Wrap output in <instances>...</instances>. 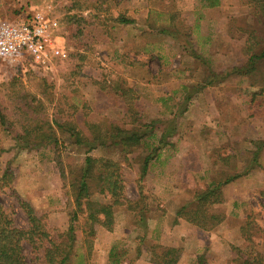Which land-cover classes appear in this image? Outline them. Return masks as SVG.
Instances as JSON below:
<instances>
[{"label": "rangeland", "instance_id": "rangeland-1", "mask_svg": "<svg viewBox=\"0 0 264 264\" xmlns=\"http://www.w3.org/2000/svg\"><path fill=\"white\" fill-rule=\"evenodd\" d=\"M215 1L0 0V17L5 18L30 17L36 8L50 5L51 16L61 27L59 42L68 52L67 59H55L52 69L46 71L32 67L23 57L11 62L0 60V103L13 118L25 119L16 105H24L26 96L28 102L34 97L43 102L42 111L49 120L72 121L86 135L106 129L113 122L134 127L123 99L107 87L109 81L115 84L119 77L135 91L134 110L145 122L157 121L154 136L144 139L127 160L115 146L91 151L95 157L120 163L125 193L134 203L115 207L113 229L96 226L91 248L84 241L85 220L81 215L76 248L82 257L74 258L73 264L84 257L87 264H139L138 251L142 252L140 259L144 258L156 243L152 238L163 245L181 247L179 264H192L199 252L207 254L209 264H239L233 246L242 245L248 236L255 243L249 252L258 253L264 261V59L249 75H231L206 84L212 72L223 73L247 63L252 53L247 52L249 45H254L256 52L264 47V0ZM119 14L134 19V23L114 22ZM72 15L95 24H85V34L77 38L76 30L69 29ZM194 86H202V93H194ZM188 91L192 96L186 102ZM211 124L225 127L218 133H223L225 146L214 147V151L209 142ZM163 133L169 145L158 152L163 157L151 162L141 180L143 158ZM58 136L65 144L20 150L11 134L0 131V150L5 148L0 153V175L8 163L14 171L11 187L1 194L5 207L17 226L26 228L27 219L18 198L28 200L56 236L69 228V214L75 209L70 183L84 158L82 150L70 149L68 132H59ZM258 145L263 147L258 153L259 162L253 164L254 173L236 183L234 180L227 189L226 204L219 208L225 219L229 216L223 221L230 229L224 230L223 225L215 226L210 234L197 227L196 234L188 228L174 232L172 226L179 221L173 216L177 208L160 207L167 188L174 183L175 188L187 189L196 180L203 182L213 158L217 180L243 172L252 166ZM172 149L180 157L170 155ZM188 165L202 166L196 177L182 173ZM220 166L225 171H220ZM72 169L74 173H70ZM95 184L93 181L92 188ZM140 191L145 195L143 199ZM93 199L110 201L97 195ZM144 205L146 211H141ZM166 214L169 217L163 225L161 216ZM141 218L146 229L140 226ZM194 235L201 244L193 241ZM110 245L114 249L107 259L104 252ZM29 250L27 247L28 256Z\"/></svg>", "mask_w": 264, "mask_h": 264}, {"label": "trees", "instance_id": "trees-1", "mask_svg": "<svg viewBox=\"0 0 264 264\" xmlns=\"http://www.w3.org/2000/svg\"><path fill=\"white\" fill-rule=\"evenodd\" d=\"M23 18L27 19L29 16ZM8 19L22 18L10 17ZM69 19L72 20L69 29L71 32L76 30L77 38L85 34V24H95L92 20H86L80 15L78 17L72 15ZM114 22L132 24L134 19L119 14ZM73 24L76 25V29L73 28ZM91 34L93 35V33ZM251 36L253 39V34ZM247 52H252L249 54L247 63L233 66L223 73L212 72L208 75L206 84L223 81L231 75H249L254 72L258 68L259 62L264 59V47L256 52L254 45L253 47L249 45ZM117 80L115 84H111L109 81L107 87L112 93L114 92L115 95L123 99L127 112L131 114L132 123L135 124L134 127L127 128L113 122L106 129H95L90 135H86L72 121H61L58 118L49 120L42 111L43 102L36 100L35 97L28 102L27 97L24 96V105H16V109L25 115V119L22 121L13 118L0 103V131L11 134L20 150H39L48 146L63 145L65 142L59 138L58 133L68 132L70 134V149L82 150L84 154L80 168L75 171L76 177L70 183L74 187L75 209L69 214V228L67 232H59L58 236L53 235L50 226L42 216L38 215L33 205L26 199L18 198V203L26 216L27 227L17 226L13 214L5 207L1 197L2 192L6 188H10L14 180V171L11 165L7 164L0 175V264H35L37 262L73 264L74 258L82 257V255H78L76 248V242L78 241L76 230L79 217L82 215L85 220L84 241L91 248L97 235L96 226H103L109 230L113 229L115 207L125 203L129 205L134 203L125 193L126 186L120 163L110 158L95 157L90 154L91 151L99 147L115 146L123 154L124 159L127 160L144 139L155 134L157 121L152 120L149 123L144 121L142 114L133 108L137 99V96L133 95L135 91L127 86L124 78L118 77ZM201 88L202 86H194L193 92L196 93ZM191 96L192 91H188L185 96L186 102L191 99ZM165 133L160 137L159 143L154 144L150 153L143 158L140 173L141 180L147 175L151 162L155 159L157 153L168 144ZM260 147L258 145L254 152L252 166H249L243 173L231 175L198 191L191 202L177 210L176 218H184L205 230H211L222 222L225 218L224 214L219 209L215 210L214 208L215 204L221 203L223 200L222 187L241 174L248 173L254 167L253 164L258 161ZM3 151H5V148L1 149L0 153ZM70 173H74V170L72 169ZM93 181L96 182V186L92 188ZM93 195L108 197L110 201L103 202L101 199H93ZM144 196V193L140 191L141 199ZM136 207L137 205L133 209L135 210ZM146 208V205L140 206L141 211H146ZM140 220V226H143L142 223L145 220L143 218ZM143 227L146 229L145 225ZM254 246L252 236H248L242 245L233 246L234 259L239 264H264L258 253L252 255L249 252ZM27 247L30 249V256L26 253ZM141 253V251H138V255ZM181 254V247L156 242L146 251L145 258L156 264H179ZM29 259L31 263H29ZM85 260V257L82 258L78 264H85ZM192 264H209L207 254L199 252Z\"/></svg>", "mask_w": 264, "mask_h": 264}, {"label": "built area", "instance_id": "built-area-1", "mask_svg": "<svg viewBox=\"0 0 264 264\" xmlns=\"http://www.w3.org/2000/svg\"><path fill=\"white\" fill-rule=\"evenodd\" d=\"M50 12L51 6L45 5L27 19L0 17V60L23 57L32 67L46 71L55 59H67L68 52L59 42L60 23Z\"/></svg>", "mask_w": 264, "mask_h": 264}, {"label": "crops", "instance_id": "crops-1", "mask_svg": "<svg viewBox=\"0 0 264 264\" xmlns=\"http://www.w3.org/2000/svg\"><path fill=\"white\" fill-rule=\"evenodd\" d=\"M215 3H217V0L215 1ZM215 3H213V5H211V6H214L215 5ZM197 56V55H196ZM198 92H200V93H202V90H200V91H198ZM210 131H211V134H210ZM225 131V127H223V125H213V124H211L210 126H209V128H208V132H209V138H212V140H209V142H210V144H212L213 146H212V151H214L213 150V148L214 147H219V146H225V145H223L222 143H224L223 142V140H222V136H223V133H221L220 135L218 134L219 132H224ZM220 136V137H219ZM158 143H159V141H158ZM167 145H169V142H168V144ZM166 145V146H167ZM264 145V144H263ZM165 147V146H164ZM263 146L261 145V147L260 148H262ZM161 151V150H160ZM159 151V152H160ZM170 155H172V156H174L175 158L177 157H180V155H179V152H176V150L175 149H172V151H171V154ZM209 156L210 157H212L213 158V154H209ZM163 156L161 155V154H159V153H157V155H156V157H155V159H154V161L155 160H160L161 158H162ZM182 160H184V154H182ZM200 160V159H199ZM213 161L211 162V166L210 167H208L207 166V174H206V176L203 178V182H198L197 180L196 181H194L193 183H191L190 185H188V188L187 189H183V188H175V185H174V183H172L170 186H169V188H167V193H165V197H166V199L165 200H163V199H160L161 201H162V203L160 202V207H162V209H168L169 207H173V209L174 208H177L176 210H175V212H174V214H173V216L175 217V215H176V212H177V210L179 209V208H181L182 206H184V205H186L187 203H189V202H191L192 200H193V198H194V196H195V194L198 192V191H200V190H202V189H205L209 184H212V183H214V182H218L219 180H221V179H219V180H217V176L215 175V171H214V167H217V163L214 161V158L212 159ZM259 162V161H258ZM202 168V166L201 165H198V166H191V165H188L186 168H185V170L184 171H182V173H185V174H187L188 173V175L189 176H191V175H193L194 177H196V175H197V172L199 171V169H201ZM219 168V170L220 171H222L223 169H221V168H223V167H218ZM251 170V169H250ZM223 171H225V170H223ZM244 171H246V170H244ZM243 171V172H244ZM254 171L255 170H251V171H248V173H245V174H241L239 177H237L235 180V182L234 183H236L237 182V180H239V178H245L247 175L249 176L250 175V173H254ZM243 172H239V173H243ZM239 173H237V174H239ZM235 175V174H234ZM244 175V176H243ZM173 177H174V175H173ZM234 181V180H233ZM233 181L232 182H230V183H228V184H225L223 187H222V197H223V200H222V202L221 203H217V204H215L214 205V208L215 209H219V208H222V205H225L226 204V198H227V196H228V193H227V189L229 188V186L231 185V184H233ZM186 185V184H185ZM186 187V186H185ZM153 191V190H152ZM156 191V190H155ZM234 199H236V197L234 198ZM158 202H159V200H158ZM168 214H166V216L165 215H162L161 217V219L164 221H167V217H169V216H167ZM230 218H229V216H227L226 217V219L224 218V221L226 222L227 220H229ZM179 221H178V223H176V224H174V226H172V227H174V229H173V231L174 232H180L181 231V229H183V228H188V229H191L193 232H194V229H196V227L197 228H200V227H198L197 225H195V224H193V223H191V222H189V221H187L186 219H184V218H179L178 219ZM163 222L162 224L163 225H166V222ZM224 221H222V222H220L218 225H216V227H220V228H222V226H223V229L224 230H229L230 229V227L227 225V224H225V222ZM235 228V227H234ZM201 229V228H200ZM203 230H205V229H203ZM213 229H211V230H206V231H208V234H210L211 232H214V231H212ZM205 231V232H206ZM218 232L220 231V229H218L217 230ZM235 231V230H234ZM157 233H158V231H156ZM195 234L197 233V232H194ZM164 235V229H162V236ZM155 236H158V234H156ZM193 238V241H195L197 244H201V239L197 236V235H194V236H192ZM155 238H158V237H155ZM190 238L191 237H189V241H190ZM154 241H156V242H159L160 240L159 239H154V238H152ZM160 242H162V241H160ZM107 250H106V252H104L105 254H106V258L107 259H110V255H111V253H112V249H114L113 247H112V245H110L109 246V248H106ZM113 255H115V253L113 254ZM146 257V256H145ZM142 258V259H140V255H138L137 254V257H136V260H138V261H136V262H138L139 264L141 263V262H144V264H156V263H154V262H151V261H148V260H146V258ZM85 264H87V262H85Z\"/></svg>", "mask_w": 264, "mask_h": 264}]
</instances>
